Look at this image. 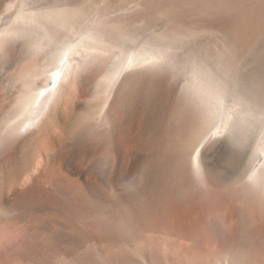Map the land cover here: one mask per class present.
Masks as SVG:
<instances>
[{"label":"bare ground","instance_id":"obj_1","mask_svg":"<svg viewBox=\"0 0 264 264\" xmlns=\"http://www.w3.org/2000/svg\"><path fill=\"white\" fill-rule=\"evenodd\" d=\"M121 1L0 15V264H264V44L239 57L230 30L181 12L141 37L123 18L151 0ZM107 57L106 99L80 101ZM172 78L173 118L193 117L143 160L134 105Z\"/></svg>","mask_w":264,"mask_h":264},{"label":"rangeland","instance_id":"obj_2","mask_svg":"<svg viewBox=\"0 0 264 264\" xmlns=\"http://www.w3.org/2000/svg\"><path fill=\"white\" fill-rule=\"evenodd\" d=\"M9 1L11 0H0V15L4 12L5 5ZM108 1L112 6L115 5L114 7H119V5L124 3L121 0ZM181 2L182 0H151V2L149 1V4L145 7L131 14L125 15V17L123 18V22L125 23V25L134 24L136 26L135 28L141 33V37H144L143 33H145L146 36L147 34L152 33V29L155 30L156 27V29H161L163 27L162 25H165L167 23L169 17L175 16V14L178 15L181 12V15L184 14L185 16L191 17L196 16L198 13L196 17H202V23L209 21L215 22L223 29H227L228 31L230 30L231 33L234 34V37L237 38L238 53H241L242 51L247 52V50H245L244 48L254 46L257 43L264 44V0H187V7L185 6V9L177 7ZM138 22L142 23L139 24ZM143 29L145 30V32ZM211 36L212 35L207 36L211 40L208 38L206 41L213 42L212 39L214 38V36ZM238 44L240 47L238 46ZM239 57H242V53L239 55ZM109 60L110 58L108 57L104 58L103 60L95 63L92 67L90 66V69L88 68L89 71H86V82L84 84L83 91L78 96V99L80 101L97 104L98 102L106 99L107 96L104 93H101V95L99 93H96L97 95L95 94L94 96V91H92V84L99 80L103 74H105ZM263 69H261V71H263ZM11 72H13V70H11L10 73ZM177 80L178 79L176 78H172L165 85L158 87L157 91L150 99L146 98V96H141L136 100L134 108L137 110V112H139L138 116L141 130L139 137L141 136L142 139V144L141 147H139L140 151L138 154L143 160L146 158L145 156L147 154L148 157L151 153H148V151H150L149 147L151 143L148 144V146L146 144L144 145L145 141V143H148L151 140L150 135L153 136L154 141L157 142V144H161L164 143V140L166 138H168V140H165L166 143L173 140H176L177 142L179 141L181 135H184L187 132V127L185 126L191 121L193 117L192 111L188 109L184 113L176 115V118H173L176 109L175 107L177 106L178 101L173 97L172 93L177 88V86H179V80ZM156 118L158 119V122L162 121L160 123V127L158 125V128L156 126ZM154 123H156V125ZM171 124L174 125H172L173 134L172 132L169 133V131H167L170 130L169 128H172ZM179 126H184L185 128L182 127V129H179ZM164 131L166 132V134ZM170 134L172 135L170 136ZM159 138L161 139V143H159ZM223 199L224 198H222L219 201L218 205H216L217 208H219L216 209L218 212L215 215L218 220H222L225 216L224 209L226 208L225 205H227V202L225 201V199ZM222 210L224 213H222ZM221 214L224 216H222Z\"/></svg>","mask_w":264,"mask_h":264}]
</instances>
